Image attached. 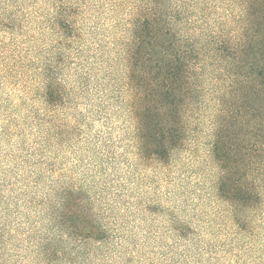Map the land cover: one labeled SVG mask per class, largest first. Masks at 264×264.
Segmentation results:
<instances>
[{
    "label": "rangeland",
    "instance_id": "obj_1",
    "mask_svg": "<svg viewBox=\"0 0 264 264\" xmlns=\"http://www.w3.org/2000/svg\"><path fill=\"white\" fill-rule=\"evenodd\" d=\"M109 2L104 0L105 10ZM30 4L27 0L25 9L30 10ZM228 5L212 0L196 10L194 4L188 9L201 12L189 17L196 15L212 28L221 21L230 23L228 16L236 9ZM122 14V8L105 14L93 1L79 12L88 48L83 54L76 49L69 52L70 59L59 66L57 77L69 88H77L75 103L87 105V116L79 133L66 137L55 135L51 115L37 122L45 111L36 91L27 90L38 85L37 69L49 52L50 33L39 42L23 43L33 38V24L23 30L22 23L15 30L0 27V53L20 52L19 61L5 58L8 69L0 73V130L4 125L7 129L6 134L0 133V264H45L41 241L59 236L54 230L56 216L46 215V209L55 204L51 202L61 190L80 199L71 208L83 203L116 239L101 245L84 242L75 251L65 249L67 258L58 257L54 264H264V225L254 235L238 233L226 205L216 199L217 174L206 156L210 140L206 109L196 135L191 132L182 149L165 162L140 163L131 147L133 129L125 105L114 101L104 114L114 96L112 83L119 85L125 70L117 65L108 78L104 70L89 67L88 79L80 76L81 66L86 61L92 64L89 58L97 43L104 46L120 33L121 26H114L120 25ZM210 80L204 86L205 101L214 89ZM83 84L88 87L81 93ZM105 89L106 97L98 95ZM60 115L54 118L56 125ZM66 125V131L72 128V117H67ZM242 216H250L252 222L264 220V215ZM173 217L188 228L181 239L172 229Z\"/></svg>",
    "mask_w": 264,
    "mask_h": 264
},
{
    "label": "trees",
    "instance_id": "obj_2",
    "mask_svg": "<svg viewBox=\"0 0 264 264\" xmlns=\"http://www.w3.org/2000/svg\"><path fill=\"white\" fill-rule=\"evenodd\" d=\"M26 1L0 4V27L15 30L22 23L23 30L24 25L33 24V38L22 39L23 43L41 41L46 33L52 37L47 42L49 52L39 62L38 85L27 88L31 94L36 91L45 111L38 123L51 115L49 123L56 136L79 133L86 121L87 105L75 103L79 92L57 77L59 66L70 59L72 50L83 54L88 48L78 17L88 2L93 1L105 14L122 8L120 25L114 26H121L120 33L111 41L108 38L106 47L97 43L89 58L92 64L86 61L79 71L86 80L91 69L104 70L108 78L117 65L125 70L122 82L112 83L116 84L114 96L108 106L104 105V114L114 101L125 105V116L132 123L134 156L140 163H162L184 147L191 132L196 135L206 109L210 132L206 156L217 174L216 199L226 205L238 233L254 235L264 225L261 218L252 222L250 216H242L264 215V0H224L236 9L228 16L233 22L221 21L213 28L196 15L189 17L201 11L188 9L195 4L196 10H201L212 0H110L106 10L104 0H29L30 10L25 9ZM9 5L14 7L8 13ZM42 46L47 47L44 42ZM109 49H113L111 56L106 55ZM7 51L0 53L2 74L8 69L7 56L10 62L20 58L19 50ZM209 77L214 89L205 101L208 92L204 86ZM87 87L81 85V93ZM107 92L97 93L106 97ZM71 108L74 112H67ZM58 112L61 120L56 125ZM68 116L72 117V128L66 131ZM189 122L194 123L193 129ZM6 132V126H1L0 133ZM56 197L46 215L56 216L54 230L59 236L49 235L41 241L40 256L45 264L67 258L65 249L75 251L84 242L101 245L116 239L83 203L78 209L71 208L80 200L74 193L61 190ZM175 222L173 217L172 229L181 239L188 228Z\"/></svg>",
    "mask_w": 264,
    "mask_h": 264
}]
</instances>
